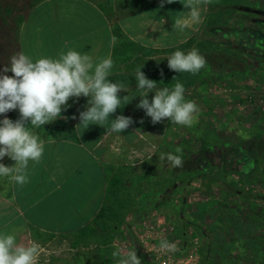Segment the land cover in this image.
<instances>
[{
  "label": "rangeland",
  "instance_id": "1",
  "mask_svg": "<svg viewBox=\"0 0 264 264\" xmlns=\"http://www.w3.org/2000/svg\"><path fill=\"white\" fill-rule=\"evenodd\" d=\"M29 1L0 0V71L16 53ZM192 48L207 61L196 75L171 71L165 57L155 55L154 65L156 78L168 70L164 86L174 76L184 85L198 121L185 127L166 118L163 136L115 143L107 187L114 177L119 183L105 196V226H89L81 240L43 234L37 264H115L114 251L133 248L142 264H264V0H210L197 37L170 54ZM178 146L184 166L162 165L160 153ZM165 237L178 251L158 247Z\"/></svg>",
  "mask_w": 264,
  "mask_h": 264
},
{
  "label": "crops",
  "instance_id": "2",
  "mask_svg": "<svg viewBox=\"0 0 264 264\" xmlns=\"http://www.w3.org/2000/svg\"><path fill=\"white\" fill-rule=\"evenodd\" d=\"M183 3L175 0L161 6V0H44L29 9L21 22L16 52L23 51L34 61L58 58L68 50L90 52L97 61L111 57L114 67L109 79L123 82L130 91L119 93L121 98L128 95V100L110 119L116 115L145 117L137 108L136 69L143 65L146 76L163 87L168 70L164 73L162 69L161 78H156L159 69L154 58H166L173 49L195 39L205 20L206 5H202L198 25L184 32L173 28L174 21L187 11ZM154 95L148 94L149 101ZM87 100L83 96L70 99L71 106L62 114L65 118L33 129L46 143L40 162L29 163L26 184L0 176V233L15 235L18 244H40L43 234H77L105 203L106 155L111 154L112 146H138V138L155 133L163 136L166 131V119L152 124L148 116L145 126L131 125L120 134L107 132L110 121L104 127L91 124L85 129L78 125ZM3 164L13 166L15 161L9 158Z\"/></svg>",
  "mask_w": 264,
  "mask_h": 264
},
{
  "label": "clouds",
  "instance_id": "3",
  "mask_svg": "<svg viewBox=\"0 0 264 264\" xmlns=\"http://www.w3.org/2000/svg\"><path fill=\"white\" fill-rule=\"evenodd\" d=\"M165 2L170 4L175 0H161V6ZM208 3L210 0H184L187 11L174 21L173 28L184 32L198 25L202 18L201 6ZM166 59L171 71L192 75L198 74L207 64L197 48L186 53L176 50ZM113 67L111 57L97 61L90 52L76 50L61 52L58 58L41 57L35 61L23 51L12 54L9 63L0 71V116H3L0 119V161L7 156L15 164L0 163V176L10 177L21 186L28 182L29 163L40 162L46 143L33 129L65 118L62 114L71 106L70 99L88 98L86 109L79 113L78 126L85 129L91 124L104 127L110 121L109 134L127 130L134 123L132 117L116 115L115 119H110L128 100V95L121 98L119 93L130 91L123 82L109 79ZM142 67L135 71L136 91L140 92L137 108L151 118L152 124L167 118L171 124L193 127L198 121L199 106L186 99L184 85L174 76L176 83L171 88L159 87L157 81L146 76ZM9 72L13 75H7ZM150 92L155 93L151 101L148 99ZM13 110L20 113L16 120L7 116ZM159 161L173 169L182 168V147H176L174 152H161ZM158 247L168 253L178 251L175 242L166 237L161 238ZM39 256V245L35 242L24 246L16 242L15 235L0 233V264H37ZM112 256L115 264H142L135 248L124 255L114 251Z\"/></svg>",
  "mask_w": 264,
  "mask_h": 264
},
{
  "label": "trees",
  "instance_id": "4",
  "mask_svg": "<svg viewBox=\"0 0 264 264\" xmlns=\"http://www.w3.org/2000/svg\"><path fill=\"white\" fill-rule=\"evenodd\" d=\"M44 0H30L28 3H27V8L28 9H31L32 7H34L36 4L42 2ZM119 183V179L117 177H114L111 179V183L109 185V187H107V190H106V195L108 194V192H111V189L112 187H116V185ZM108 196V195H107ZM107 198V197H106ZM105 198V200H106ZM105 205H103V207L101 208V210L97 213L96 217L91 221V223H89L86 227H84L83 229H81L77 235H78V238L79 240L85 238L87 236V232L91 231V228H89V226H93L94 224L96 226H99L100 224L105 226L104 225V220L105 219V215H106V209L104 207ZM102 226V227H103Z\"/></svg>",
  "mask_w": 264,
  "mask_h": 264
}]
</instances>
